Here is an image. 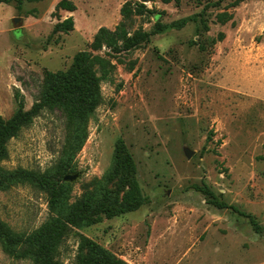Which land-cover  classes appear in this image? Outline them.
<instances>
[{"label": "rangeland", "instance_id": "1", "mask_svg": "<svg viewBox=\"0 0 264 264\" xmlns=\"http://www.w3.org/2000/svg\"><path fill=\"white\" fill-rule=\"evenodd\" d=\"M10 0L0 4V115L30 110L47 72L68 70L90 50L100 28L114 29L129 0ZM180 0L148 3L164 23L196 16L182 30L153 36L149 45L122 54L102 103L88 124L87 141L73 162L70 204L111 167L121 142L136 166L144 205L99 223L72 227L59 264H76L82 241L93 240L127 264H264V233L247 218L220 210L197 187L252 215L264 227V0ZM233 15L223 25L221 13ZM73 17L74 31L53 34ZM15 19H21L15 24ZM155 18L136 17L132 32L151 31ZM224 34L222 41L219 35ZM134 64V69L130 70ZM69 135L62 109L45 110L10 141L3 167L41 174L56 169ZM192 152L188 157L187 152ZM69 183V182H68ZM49 197L28 185L0 192V219L29 234L51 217ZM0 264H35L8 256Z\"/></svg>", "mask_w": 264, "mask_h": 264}, {"label": "trees", "instance_id": "2", "mask_svg": "<svg viewBox=\"0 0 264 264\" xmlns=\"http://www.w3.org/2000/svg\"><path fill=\"white\" fill-rule=\"evenodd\" d=\"M21 1V0H20ZM158 0H129L121 8V21L114 28H100L95 34L89 51L75 55L71 67L57 73L47 72L39 99L30 110H26L23 97L15 98L17 109L5 119L0 115V192H7L18 185L31 186L49 197L50 219L38 230L29 234L15 232L0 219V244L3 251L14 259H30L35 264H59L58 250L64 239L74 228H85L99 223L102 216L114 217L139 210L144 205L139 183L136 179V166L128 149L120 142L116 148L111 167L101 179H95L85 186L84 195L70 204L72 186L65 177L72 172L77 154L82 151L88 138V124L96 109L102 103L101 84L110 80L116 71L114 61L122 54L140 49L150 44L153 36L169 30H182L197 19L191 16L164 23L165 12L150 9L147 4ZM163 4H179L180 0H159ZM245 0H236L231 8ZM10 0H0V4ZM57 10L75 12L77 7L70 0H61ZM136 17L155 18L151 31L139 28L132 32ZM233 20L227 12L218 15L220 24ZM73 17L55 25L53 34L74 31ZM225 35L220 34L222 41ZM134 69V64L130 70ZM62 109L67 115L69 135L66 151L55 170L44 174L18 168L9 170L3 163L9 159V143L17 138L23 128L30 126L45 110ZM209 197V203L220 210H231L247 218L258 234L264 227L252 216L221 200L208 186L197 187ZM76 264H127L111 250L101 244L85 239Z\"/></svg>", "mask_w": 264, "mask_h": 264}, {"label": "water", "instance_id": "3", "mask_svg": "<svg viewBox=\"0 0 264 264\" xmlns=\"http://www.w3.org/2000/svg\"><path fill=\"white\" fill-rule=\"evenodd\" d=\"M21 22V19H15L14 23L17 25ZM188 157H192V152L188 151L187 152ZM80 177L79 173L76 174H69L65 177V182L73 183L75 182L78 178Z\"/></svg>", "mask_w": 264, "mask_h": 264}]
</instances>
